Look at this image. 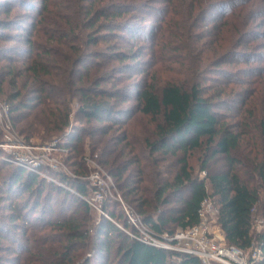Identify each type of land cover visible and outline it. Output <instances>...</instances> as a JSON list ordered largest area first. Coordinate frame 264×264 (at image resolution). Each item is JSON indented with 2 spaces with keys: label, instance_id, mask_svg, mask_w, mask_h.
I'll use <instances>...</instances> for the list:
<instances>
[{
  "label": "trees",
  "instance_id": "1",
  "mask_svg": "<svg viewBox=\"0 0 264 264\" xmlns=\"http://www.w3.org/2000/svg\"><path fill=\"white\" fill-rule=\"evenodd\" d=\"M26 1L0 0V17L21 8L20 18L32 19L24 30L0 18V96L20 133L66 142L83 170L81 179L59 177L71 190L20 166L2 177L0 264H202L118 229L111 218L137 233L117 200L102 203L110 218L84 200L92 197L86 146L154 234L197 225L209 199L226 243L244 251L258 244L264 254V0ZM182 30L191 42L175 50L184 49L189 66L184 78L164 80L157 53ZM12 42L23 46L2 44ZM136 113L151 126L146 135L128 125ZM198 151L210 154L201 179L189 163ZM48 185L74 201L58 221L44 205Z\"/></svg>",
  "mask_w": 264,
  "mask_h": 264
},
{
  "label": "rangeland",
  "instance_id": "2",
  "mask_svg": "<svg viewBox=\"0 0 264 264\" xmlns=\"http://www.w3.org/2000/svg\"><path fill=\"white\" fill-rule=\"evenodd\" d=\"M27 3L30 2L32 4H38L36 3L37 0H27ZM161 5H152V8H160ZM31 13H35L34 11H30ZM20 15H23V10L21 8H18L15 10L13 14L10 16L4 15L3 17H0L1 19H6L11 22L14 27L13 28H29L31 26V20L24 21L22 18H20ZM152 21L148 25L146 24L147 29L152 26ZM148 31V30H147ZM8 32V31H7ZM198 33V31H196ZM194 32V34L196 33ZM12 34V33H11ZM179 34L181 35L180 38L172 37L171 35L168 37L166 36V39L169 41H172V43H169L168 45L162 46V48L159 50L158 56H156L158 62L156 61V67L159 70V76H161L164 80L169 79L174 72H176L178 76L183 77V71H185L186 67L189 66L188 61H185V53L184 49L181 51L175 50L176 48H186L191 40V35H187L183 30L179 31ZM36 35L34 36V38ZM36 39V38H35ZM136 43V41H134ZM5 46H13V47H19L23 46L21 43H2ZM138 46V44L136 45ZM22 48V47H20ZM136 48V47H135ZM155 49V47H153ZM207 51V49H205ZM148 52V51H146ZM180 52V53H179ZM147 54H145L142 58H148L145 57ZM141 60V59H140ZM139 60V61H140ZM139 61H135L132 63V66H136L140 68ZM255 62V61H254ZM238 68H247L245 65H239ZM212 69L209 68L204 72L205 78H210L212 76ZM175 74V73H174ZM138 77V76H137ZM134 77L132 80H138L139 77ZM244 77V76H242ZM161 78V79H162ZM250 78V77H248ZM132 83V81H130ZM134 91L132 95V100L134 99ZM3 98L0 96V184L2 182V177L8 173V171L13 166H20L23 169L25 168V164H20L16 160V156L19 155L21 157H25L28 160H34L38 163V165L28 170L29 172L38 174L39 177H41L43 180H46L47 182L51 184H57L65 189L71 190L72 188L65 183H61L59 180L60 176H65L68 178H82L77 175L78 170H83L82 168L76 169L72 166V161L69 160L68 156H70L69 149L66 147L67 143L65 142L63 145L60 144H51V142L42 141L37 136H33L31 138H26L25 135L19 132L18 128L15 127V123L11 118L10 110L5 113V108L8 107L5 102L2 101ZM136 103L134 101H131V106H136ZM9 109V107H8ZM77 106H73V113L76 111ZM73 125L80 126L78 122H76L75 119H73ZM128 125L131 126V129L137 136H143L146 135L149 130L151 129V126L148 124V122L140 117L139 113L135 114V120L131 121ZM74 130V129H73ZM79 131V130H78ZM77 131V132H78ZM19 142L22 143V145H19ZM85 163L86 167L88 169V175L86 177H83L84 179L88 180L91 188H92V197L91 198H84V200L88 203V201H91L94 199V192L97 190H100V187H93L91 184H93L90 180L92 176H99L102 179L103 187L107 191L103 194V200L97 203H88L91 207L95 208L98 214L100 215H107V212L103 210L102 203L105 198L111 199V200H117L122 210L124 211V214L128 211L130 214L136 216L138 215L123 199L121 192L119 191L118 187H116L114 179L111 177V175L107 172L105 167L98 161L97 155L92 154L89 151V148L85 147ZM210 157L209 153H206L204 151H198L191 154V157L189 159L190 166L192 170L194 171V176L201 178H204L206 176V173H204L201 170V166L205 160H207ZM3 162V163H2ZM210 165L214 167L215 169L222 168L223 164L220 161H211ZM102 187V188H103ZM52 191V202L51 204L48 202H44L45 207L51 208V205L53 207V210H56V214L52 216L50 219L53 221H58L60 219L59 216H68L70 212H73V210H70L71 206L73 205L72 199L69 198V200L66 202L64 199V195L62 196L60 192L56 191L52 188V186L48 185L47 192ZM26 194V193H25ZM264 194V193H263ZM26 197V195H24ZM99 201V200H97ZM92 202V201H91ZM2 204V203H1ZM7 204V203H6ZM30 206V205H29ZM67 206V208H65ZM116 208V207H114ZM9 210L7 209L6 212ZM28 212V211H27ZM116 212H119V209L116 210ZM30 213V212H29ZM5 214V209L0 206V215ZM31 214V213H30ZM29 214V215H30ZM38 214V212H37ZM97 214V215H98ZM95 215V214H94ZM127 215V214H126ZM32 216V215H31ZM38 216V215H37ZM109 217V216H108ZM110 218V217H109ZM255 218H258L257 215H255ZM112 219L113 224L116 225L118 229L125 232L126 234L130 235L131 237L135 235L133 231L130 228V225L127 223L126 225L118 221L117 219ZM179 229V228H178ZM262 228H258L255 226V230L258 232ZM20 232V231H19ZM256 233V232H255ZM7 245V244H6ZM7 254H3V256H6ZM9 264V263H6Z\"/></svg>",
  "mask_w": 264,
  "mask_h": 264
},
{
  "label": "built area",
  "instance_id": "3",
  "mask_svg": "<svg viewBox=\"0 0 264 264\" xmlns=\"http://www.w3.org/2000/svg\"><path fill=\"white\" fill-rule=\"evenodd\" d=\"M4 110L6 114L9 111L8 107ZM1 115L0 112V117ZM19 145L21 146L22 143L19 142ZM16 160L18 163L20 162L21 166L26 162L27 170L38 165L34 160H28L19 155L16 156ZM90 180L94 189L100 187V190L94 192V199L88 203L102 201L103 194L107 192L103 187L102 179L99 176H92ZM126 214L130 223L137 230V233L132 237L154 247L196 256L202 264H259L264 255L258 244H253L248 251H244L226 243L224 234L216 223L218 209L209 199L203 201L198 210L200 221L197 225L179 228L173 234H154L138 215L134 216L128 211ZM254 224L258 228L263 227L262 220H256Z\"/></svg>",
  "mask_w": 264,
  "mask_h": 264
}]
</instances>
